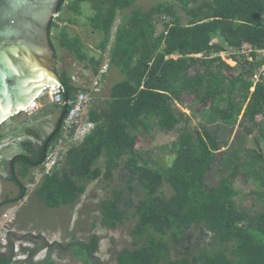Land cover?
<instances>
[{"label": "trees", "instance_id": "obj_1", "mask_svg": "<svg viewBox=\"0 0 264 264\" xmlns=\"http://www.w3.org/2000/svg\"><path fill=\"white\" fill-rule=\"evenodd\" d=\"M136 1L59 0L57 12L65 7L74 15H80L81 3L88 2L93 12L87 17L89 25L102 34L97 48L104 52L110 44L106 73L116 68L122 78L110 85L101 110L89 108L86 118L92 130L67 150L66 167L56 165L40 179L35 196L50 208L71 205L88 182L111 179L121 168L123 185L112 188L100 202L101 225L116 228L134 219L130 248L114 253L116 264H264V210L251 213L235 201V182L240 178L254 185L252 193L258 199L264 198L263 76L250 92L253 72L264 63V57L257 56V50H264V0H201L196 6H189L193 0H180L186 21L167 2L147 10L135 8L122 16L110 41L118 11ZM155 16L168 18L162 20L160 31ZM58 25L53 18L48 26L55 59L58 54L50 34ZM57 41L97 74L102 56L88 57L79 36L61 27ZM246 44L254 49L253 62L236 53ZM228 49L234 51L229 57L237 66L212 56ZM58 74L63 97L74 98L78 87L65 71ZM182 95L192 96L193 103L202 106L197 111L204 123L200 130L179 129L169 146L173 157L163 165L137 149L135 142L152 129L171 131L181 121L187 122L189 116L174 105ZM59 108L55 128L42 143L24 141L23 151L9 160L8 180L18 192L3 203L14 204L25 197L22 179L33 182L32 169L40 166L59 136L67 111L65 106ZM240 114L243 133H236L228 143ZM258 114L260 120H256ZM220 130L226 139L219 137ZM164 184L167 194L161 192ZM195 227L200 236L190 242ZM98 247L96 234L65 246L82 264H102L96 255ZM12 250L9 242V252H0V264H14ZM36 264L56 263L47 259Z\"/></svg>", "mask_w": 264, "mask_h": 264}, {"label": "rangeland", "instance_id": "obj_2", "mask_svg": "<svg viewBox=\"0 0 264 264\" xmlns=\"http://www.w3.org/2000/svg\"><path fill=\"white\" fill-rule=\"evenodd\" d=\"M200 1H190L189 6H196ZM158 2L172 4L181 20L186 21L184 11L180 8V0H137L128 9L118 11L110 41L113 39L115 27L123 15H129L131 10L135 8L147 10ZM81 11L80 15H74L64 7L55 17H52L56 19L59 25L52 29L50 36L57 49L58 58L55 59V68L58 73L65 71L70 76L74 86L91 88L95 75L92 73L89 63L77 60L71 52L61 48L57 41L59 29L65 27L71 36L77 35L82 39L83 47L88 57L99 58L102 56V67L107 63L110 44L104 52H100L97 48L98 43L102 39V34L92 31L89 25L87 17L93 12L88 2L81 3ZM69 19H73L74 23H69ZM163 19L165 17L155 16L157 31L163 28ZM247 47L248 45L246 44L241 49H246ZM232 51V49H228L212 56L219 55L228 65L237 66L235 61L228 56L234 53ZM262 55H264V50H257V56L261 57ZM176 56L172 55V57ZM195 56L203 57L202 54H195ZM85 64L89 66L85 67ZM196 68L200 67L196 66ZM262 69H264V66ZM193 72L194 69L191 68L189 73L192 74ZM121 78L122 75L118 69L110 68L108 70L101 79L100 93L95 95L92 102L84 108L81 119L86 118L90 107L101 110L105 106L104 100L107 98L110 85ZM251 91L252 88H250ZM174 105L178 110L189 116L187 122L181 121L177 125V129L171 131L152 129L146 137L139 136L135 142L137 149L146 154L150 153V156L159 159L163 165L170 163L173 157V152L169 146L177 138L179 129L187 126L191 130H200L201 124L204 123V119L197 111L202 106L195 105L192 96L182 95L179 99L174 100ZM59 112V105L56 107L48 96L43 95L36 98L25 110L9 117L0 125V252L7 254L9 252V242H11L14 264H36L47 259H51L56 264H82L80 260L73 258L69 254L65 246L71 241L87 240L91 234H96L99 238V247L96 255L100 258L102 264H116L114 253L123 248H130L129 231L134 219H128L116 228L105 227L100 223V202L110 195L112 188L123 185L125 171L121 168L114 171L111 179H103L101 177L98 180L88 182L84 193L73 204L56 208L46 206L35 196L34 190L40 177L36 176L38 170L32 169L31 173L36 176L37 180L28 182L22 179L26 187L25 197L14 204L3 203L5 197L11 198L18 192L17 187L8 180L9 160L17 153L23 151L22 143L24 141H30L36 146L41 144L54 130ZM241 117L242 115L240 114L228 138V143L233 140L236 133H243V125H240L242 122ZM261 118L262 115H256V120ZM243 124L246 123L243 122ZM220 131L219 137L226 139L228 136L224 135L223 131ZM246 141L247 146L252 145L250 136L246 137ZM261 145L263 147L264 141L261 142ZM66 147L69 148V146ZM98 162L101 163V160H98ZM57 165L61 168L66 167L65 156L62 157ZM235 187L238 190L235 200L238 206L248 209L251 213L264 210V198L260 200L252 193L255 188L253 184H244L240 178L235 182ZM167 189L166 184H164L161 187V192L167 194L169 192ZM195 229L196 227L191 230L190 242H192L191 238L197 239L200 236V229ZM54 242L57 244H54ZM45 244H48V246ZM24 248L27 250H24Z\"/></svg>", "mask_w": 264, "mask_h": 264}, {"label": "water", "instance_id": "obj_3", "mask_svg": "<svg viewBox=\"0 0 264 264\" xmlns=\"http://www.w3.org/2000/svg\"><path fill=\"white\" fill-rule=\"evenodd\" d=\"M58 2L0 0V125L46 87H63L48 36Z\"/></svg>", "mask_w": 264, "mask_h": 264}, {"label": "built area", "instance_id": "obj_4", "mask_svg": "<svg viewBox=\"0 0 264 264\" xmlns=\"http://www.w3.org/2000/svg\"><path fill=\"white\" fill-rule=\"evenodd\" d=\"M253 50V48L248 46L246 49L236 51V53L243 55L248 61L253 62L254 58L251 55V51ZM263 66L264 64L253 72L252 79H256V81H258L262 76L264 77V69H262ZM107 68L108 64L106 63L101 69H99L98 74L94 76L92 87H83L82 89H79L72 99L64 98L63 88L58 85L49 86L40 93V96L46 95L51 102L61 106H66L68 107V110L66 111L62 121V137L45 154L42 162V170L37 173V176L50 172V170L62 159L63 140L70 136L72 130H74L75 135H78V132L82 130L79 127L81 114L84 108L93 100L95 94L100 91L101 75L106 72Z\"/></svg>", "mask_w": 264, "mask_h": 264}, {"label": "clouds", "instance_id": "obj_5", "mask_svg": "<svg viewBox=\"0 0 264 264\" xmlns=\"http://www.w3.org/2000/svg\"><path fill=\"white\" fill-rule=\"evenodd\" d=\"M229 56V55H228ZM230 58V57H229ZM230 59H232V58H230ZM233 60V59H232ZM235 61V60H234ZM107 64H108V61H107ZM235 64H236V61H235ZM101 66V67H100ZM100 66H99V69H101L102 68V64H100ZM99 69H98V71H99ZM58 72V71H57ZM106 73V72H105ZM97 74H98V72H97ZM97 74H94L95 76L97 75ZM104 74V73H103ZM103 74L101 75L102 76V78L104 77L103 76ZM101 78V79H102ZM252 80H254V79H252ZM255 81V80H254ZM259 81V80H258ZM255 82H257V81H255ZM101 83V85H102V81L100 82ZM49 87V86H48ZM76 87H78V86H76ZM47 88V87H46ZM63 88V87H62ZM79 89H82V87H78V90ZM100 91H101V89H100ZM100 91L98 92V93H96L95 95H97V94H99L100 93ZM77 92V91H76ZM46 96V95H45ZM40 97V94H39V96L37 97V98H39ZM95 97V96H94ZM72 99V98H71ZM92 102V101H91ZM90 102V103H91ZM89 103V104H90ZM55 105H58V104H55ZM61 105H59V107H60ZM66 107V106H65ZM86 108V107H85ZM66 109L68 110V107H66ZM66 114V113H65ZM83 116V112H82V114H81V117ZM86 116H87V114H86ZM63 121V120H62ZM62 121H61V123H60V132H59V136H58V138L54 141V142H52V144L49 146V148H48V150L51 148V147H53L55 144H56V142L62 137ZM79 127L82 129L80 132H78V135H75V133H74V130H72V132L70 133V136L68 137V138H65L64 140H63V146H62V150H63V154H62V157H64L65 155H66V152H67V150L70 148V146H72V145H76V144H78L81 140H83V138L92 130V128H93V124H92V122H89V120L87 119V118H84V119H80V123H79ZM66 146H69V148H67ZM47 150V151H48ZM47 151H46V153H47ZM45 153V154H46ZM43 162V161H42ZM42 162H41V164H40V166L39 167H37V168H34V169H36V170H38V172L37 173H39L41 170H42ZM56 166V165H55ZM54 166V167H55ZM53 167V168H54ZM52 168V169H53ZM51 169V170H52ZM51 170H50V172H51ZM49 173V172H48ZM48 173H46V174H48ZM45 174H42L41 176H39L40 177V179L44 176ZM37 176V175H36ZM36 176H34L33 175V178H34V180L33 181H35V180H37V178H36ZM40 179L38 180V182L40 181ZM4 217L7 219V217L4 215Z\"/></svg>", "mask_w": 264, "mask_h": 264}, {"label": "crops", "instance_id": "obj_6", "mask_svg": "<svg viewBox=\"0 0 264 264\" xmlns=\"http://www.w3.org/2000/svg\"><path fill=\"white\" fill-rule=\"evenodd\" d=\"M263 57H264V55H262ZM264 64V63H263ZM236 65V64H235ZM252 82H253V86L251 87L252 88V91H253V89H254V85H255V81L254 80H252Z\"/></svg>", "mask_w": 264, "mask_h": 264}, {"label": "bare ground", "instance_id": "obj_7", "mask_svg": "<svg viewBox=\"0 0 264 264\" xmlns=\"http://www.w3.org/2000/svg\"><path fill=\"white\" fill-rule=\"evenodd\" d=\"M32 102H33V101H32ZM32 102H31V103H32ZM24 107H25V106H24ZM24 109H25V108H23V110H24Z\"/></svg>", "mask_w": 264, "mask_h": 264}]
</instances>
